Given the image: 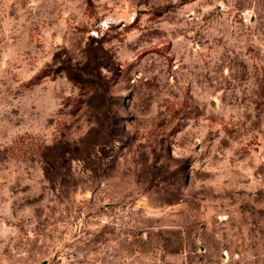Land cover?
I'll use <instances>...</instances> for the list:
<instances>
[{
	"label": "rangeland",
	"instance_id": "374dc122",
	"mask_svg": "<svg viewBox=\"0 0 264 264\" xmlns=\"http://www.w3.org/2000/svg\"><path fill=\"white\" fill-rule=\"evenodd\" d=\"M0 264H264V0H0Z\"/></svg>",
	"mask_w": 264,
	"mask_h": 264
},
{
	"label": "trees",
	"instance_id": "16d2710c",
	"mask_svg": "<svg viewBox=\"0 0 264 264\" xmlns=\"http://www.w3.org/2000/svg\"><path fill=\"white\" fill-rule=\"evenodd\" d=\"M69 78L72 79L73 81L77 82V83H80V82L82 83L84 81L82 76H79L78 74H76V73L74 74L72 72L69 73Z\"/></svg>",
	"mask_w": 264,
	"mask_h": 264
}]
</instances>
